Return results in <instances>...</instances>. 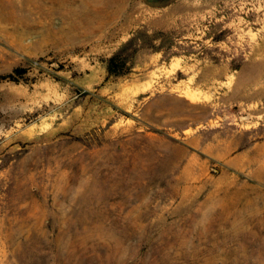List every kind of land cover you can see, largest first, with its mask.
<instances>
[{
  "label": "rangeland",
  "instance_id": "obj_1",
  "mask_svg": "<svg viewBox=\"0 0 264 264\" xmlns=\"http://www.w3.org/2000/svg\"><path fill=\"white\" fill-rule=\"evenodd\" d=\"M0 264H264V0H0Z\"/></svg>",
  "mask_w": 264,
  "mask_h": 264
}]
</instances>
